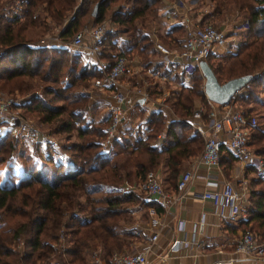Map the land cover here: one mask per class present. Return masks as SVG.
Here are the masks:
<instances>
[{"label": "trees", "instance_id": "16d2710c", "mask_svg": "<svg viewBox=\"0 0 264 264\" xmlns=\"http://www.w3.org/2000/svg\"><path fill=\"white\" fill-rule=\"evenodd\" d=\"M125 1H130L126 8H112ZM159 1L0 0V91L19 76L23 80H14L7 88V93L29 92L30 79L35 76L52 83L44 89V94L49 95V98L27 101L21 105V109L25 115L36 111L40 123H48L54 127L59 125L55 128L56 133L68 134L76 129L79 138V141L62 146L68 152L66 160L70 164L46 154L44 161L52 165L51 169L47 164L45 169L36 170L29 164L18 173L16 183L9 186L0 183V264H37V261L40 264H53L50 261L51 255L66 262L62 264H87L86 256L92 255L89 251L91 246L100 247V257L107 262L112 253L119 252L135 238L133 228L125 226L132 221L130 209L137 203L146 209L154 205L145 196L142 197L139 192L142 190H122L123 183L131 178L132 183L140 182L149 170L158 174L157 169L163 161L167 165V180L171 182L182 168L183 162L201 151L202 137L188 122L195 99L207 104L203 78L196 68L191 73V85L183 87L175 94L174 100L170 101L173 112L181 119L165 123L161 111H152L146 120L144 135L140 134L143 130L138 128L132 142L117 138L108 153H104L100 150L105 136L101 125L107 124L109 118L96 120L97 126L94 123L90 127L79 125L88 105L85 104V90L77 88L79 85L89 84L91 78L100 75V71L93 65L80 63L79 54H71L67 47L36 45L31 43L34 38L27 37L28 29L48 28V19L62 25L57 35L60 39H68L77 27L89 20L92 25L97 24L109 13L119 26V31L105 35L100 57L112 61L113 55L110 51L106 52L107 44L115 52V57L131 55L133 52L143 62L148 61L147 54L153 51L152 43L142 28L148 22L158 20ZM211 1L217 3L216 7L234 4L239 11L244 12L247 25L244 39L238 43L236 51L219 58L216 63L212 61L215 58L212 54L206 60L220 83L242 74L254 73L243 87L247 92L245 98L251 97L252 86L264 89V0ZM95 3H98L97 14L92 16ZM15 6L21 7V12L8 15L7 12ZM41 12L44 13L43 16L40 15ZM86 14L88 16L84 18ZM209 15L211 14L202 15L199 22L202 24ZM120 33H124L126 37L117 43L116 37ZM183 35L181 24L167 27L163 34L158 33V37L170 46L179 45ZM65 61H69V64L63 74ZM146 63L148 62H144L145 65ZM239 99L243 100L244 97L240 96ZM232 100L233 97L230 103ZM252 100L259 101L257 97ZM56 101L61 103L54 104ZM253 109L252 105L242 109L246 115H252L256 119L248 135V144L264 160V123L259 122L252 114ZM163 129L165 136L161 141L165 144L162 146L154 140L156 134ZM19 139L10 132L0 135V164L12 167L14 162L10 155L17 148ZM124 143H127L126 146ZM118 149L123 153L119 161L114 158ZM220 158L225 161L223 169L227 173L235 158L224 147L220 150ZM247 168L255 173L250 166ZM248 179V204L245 206L243 230L249 228L258 239L264 240V178L257 175ZM101 186H104L105 194L91 196V193L102 190ZM61 228H66L65 231L62 230V235L66 237L67 247L63 250V255L59 256L56 249L45 240V236L57 241L58 230ZM19 238L24 247L22 253L13 249L14 241Z\"/></svg>", "mask_w": 264, "mask_h": 264}, {"label": "crops", "instance_id": "0c3cea01", "mask_svg": "<svg viewBox=\"0 0 264 264\" xmlns=\"http://www.w3.org/2000/svg\"><path fill=\"white\" fill-rule=\"evenodd\" d=\"M197 4V0H160L159 8H157L158 19L160 18L161 22L164 23L165 29L171 25H175L176 23L172 24V21L180 19L185 11H188L190 15L200 20L202 16L196 17L199 15L198 12L201 9ZM107 18L112 20L110 15ZM239 21L237 20L231 25H238L240 24ZM112 22L117 25L113 20ZM157 25L160 26L159 23ZM220 28L226 32L224 27ZM157 29L159 27L155 28V24L154 26L150 24L142 28V31L149 37L152 43L153 51L151 54L158 56H152V58L155 57L154 64L145 65L141 57L135 54L139 57L138 62L141 65L140 67L149 69L147 78L150 81L145 82L143 77L137 74L135 81H138L140 87L135 88L136 85L134 84L136 82L132 83V80L128 79L127 76L126 79H123L125 82L120 83V88L125 94L123 103L124 117L122 128L119 130L116 139L119 135L125 133L134 135L138 128L143 130L140 134L144 135V130L147 128L146 120L152 111H161L165 123L173 119H181V117L173 112L170 101L174 100L175 94L183 87L191 85V73L194 68L200 73L196 64L184 62L180 58H175L173 62L169 63L164 60V56L154 46L155 41L161 42L158 38L159 32H156ZM123 36H125L124 33L119 34L116 40L118 37H122V40H124L125 37L123 38ZM180 41L177 46L164 45L170 49H178L183 43L182 36L180 37ZM48 46L61 45L50 43ZM102 47L103 45L101 46V50ZM78 50L80 52L78 51L77 53L82 64L93 65L100 71L97 61H87L84 50ZM107 51L112 50L106 44ZM110 53L113 55L115 52ZM97 60L108 61L107 58L100 57L99 54ZM174 66L175 68L172 69ZM128 68H131V66ZM128 68L127 70H129ZM161 80L166 81L167 84L165 83V85ZM84 90H86L85 94L87 95V104L89 105L90 112L98 116L97 120L109 118L108 106L114 101L111 91L98 88L94 85L90 90ZM198 104L203 105V102L195 99L192 111ZM191 116L188 118V122L192 129L197 132ZM164 136L165 132L163 129L156 134V139L154 140L156 144L163 146L165 143L161 140L164 139ZM105 150L108 151L109 149H103V151ZM199 153L183 162L182 168L171 182L167 180V165L165 161L157 169L162 187L169 196L177 193L175 184L182 172L190 171L191 179L180 197L176 200H171L166 206L159 202L156 195L150 196L143 191L146 198L152 201L154 205L147 207L145 218L141 216V220L126 224V227L133 228L136 235L133 245L136 250H139L148 242L150 234L153 232L158 233L148 252L147 264H222V261L230 257L233 258L230 264H264V255L260 258L252 259L234 252L235 242L243 231V222L246 217H219L215 212V206L212 201L210 199H202L199 196L206 188L217 187L225 180L232 181L241 191L244 188V192L246 190L247 193V178L243 170L247 166L235 159L231 163L228 172L225 173L223 169V165L225 164L224 159L220 158L218 166H206L195 161ZM247 204L248 200H246V206ZM156 207L160 209L156 210ZM141 211L142 206L138 205L136 208L134 207L131 213L136 215V219H140L139 213ZM180 223L181 226H179ZM174 239H178L181 244L177 250H170L168 246Z\"/></svg>", "mask_w": 264, "mask_h": 264}, {"label": "built area", "instance_id": "2783aa9c", "mask_svg": "<svg viewBox=\"0 0 264 264\" xmlns=\"http://www.w3.org/2000/svg\"><path fill=\"white\" fill-rule=\"evenodd\" d=\"M175 23L181 24L184 31L183 43L180 48L170 49L161 42L155 41L154 43L155 48L164 56L167 63L173 62L175 58H180L184 62L197 65L200 59H206L211 54L226 49L229 45L227 34L223 29L211 24H201L188 11L184 12L180 19L172 21V24ZM108 32L109 26L102 21L78 30L68 39L54 36L50 42L48 41V45L54 43L84 50L87 61H97L100 75L94 77L92 83L96 87L112 91L114 100L108 106L109 121L104 128L105 136L102 140L104 149H108L113 144L123 125L125 94L120 88V78L129 65L126 55L116 56L111 64L109 61L97 60L103 38ZM40 42L44 43L45 39H41ZM207 102L208 108L198 104L192 111L191 119L196 131L203 139L202 149L195 161L206 166H218L220 150L224 147L237 161L250 166L256 175L264 178V160L248 144L250 129L256 123L255 117L246 115L230 102L228 104H218L209 100ZM20 107L21 99L0 93V135L6 132L12 133L14 130L15 134L25 138L28 143L45 146L53 158L59 156V159L66 160L68 155L56 136L41 130L33 120L20 112ZM190 179V171L182 172L175 184L177 193L169 196L162 187L160 176L149 170L140 182H125L122 189L125 191L142 190L150 196L156 195L159 202L166 206L171 200L180 197ZM243 189L241 191L232 181L225 180L217 187L206 188L199 196L212 201L217 216L243 218L246 217L247 200L246 190L244 192ZM157 234V232L150 234L148 242L139 250L114 252L107 262L97 254L90 264H147V255ZM258 241L255 233L247 228L237 238L234 252L252 259L260 258L264 255V244ZM180 244L178 239H174L168 248L177 250ZM60 249L64 250L65 247L61 245ZM232 261L233 258L230 257L222 261V264H230Z\"/></svg>", "mask_w": 264, "mask_h": 264}, {"label": "rangeland", "instance_id": "374dc122", "mask_svg": "<svg viewBox=\"0 0 264 264\" xmlns=\"http://www.w3.org/2000/svg\"><path fill=\"white\" fill-rule=\"evenodd\" d=\"M79 0H77L78 2ZM197 5L200 9V11L198 12L199 15H197L196 17H201L203 14H211V16H208L204 19L203 24H211L213 26H220V27H224V29L226 30V34H227V39L229 40V45H227V48L222 50V51H217L215 53H213L212 55L215 56V58L212 60L214 63L218 62L219 58L226 56L227 54H229L230 52H234L236 51L237 47H238V43L244 39L243 35L245 34L246 31V17L244 15V12L239 11V9H237L235 7L234 4H228L225 7L218 5V7H216V2L215 1H211V0H197ZM130 4V1H125V2H121L120 4L117 5H112L114 7H112L114 10H118V7L120 8H126L128 5ZM90 8V7H89ZM159 8V5H158ZM185 11V10H184ZM13 12H17L20 13L21 12V7L19 6H15L14 8H12L10 11H8V15L13 13ZM186 12V11H185ZM109 13H107V16ZM41 16L44 15L43 12H41L40 14ZM88 16V14L85 15L84 18H86ZM107 16L102 20L103 22L107 23V25L109 26V32H116L119 31V26L115 25L112 20H110L109 18H107ZM198 19V18H196ZM199 20V19H198ZM239 21L240 24L238 25H231L233 22L235 21ZM101 21V22H102ZM47 23H48V28L43 29V28H36V29H28L27 31V37L29 38H34L33 44L36 45H48V41L50 42V40L52 39V37L54 35H56L59 30L62 28V25H57L51 21H49L47 19ZM157 23L160 24L157 25ZM150 24H152L154 26L155 24V28H158L156 30V32H159L161 34L164 33L165 27L163 26L164 23L161 22V19L159 18L158 20L153 21V22H148L146 26H149ZM92 25L91 20H89L88 22H85L83 25H81L80 27H77V29L75 30V32H77L78 30H81L84 27H89ZM232 26V27H231ZM150 28V27H148ZM74 32V33H75ZM73 33V34H74ZM121 34V33H120ZM51 37V38H48ZM126 37L123 36V38ZM70 38V37H69ZM159 38V37H158ZM41 39H45L44 43H41L40 40ZM49 39V40H48ZM122 40V37H118L117 41L118 43H120ZM159 40L163 43L166 44L165 42H163L160 38ZM167 45V44H166ZM168 46V45H167ZM69 52L72 53H77L79 50L73 47H67ZM80 52V51H79ZM113 52V51H110ZM151 53V52H150ZM147 54V60H144V62H148L146 63V65L150 64L153 65L155 62V57L152 58V56H156L153 54ZM134 54V55H132ZM131 55H126L128 62H129V66H131V68H128L129 70H126V72L121 76L120 78V83L121 82H125L123 81V79H126V76L128 79L132 80L131 82H136V75L139 74L143 77V79L145 80V82L150 81V79L147 78L148 75V71L149 69H145L140 67V63L138 62L139 57L136 56V53H132ZM116 55V54H115ZM115 55L113 54V59H111L112 61L114 60ZM158 57V56H156ZM68 60V59H67ZM109 61V60H108ZM112 61H109L111 64ZM79 62L81 63V61L79 60ZM69 61H65L63 63V67L64 69H62L63 74L66 73V68L68 67ZM46 66V64H45ZM146 67V66H144ZM174 67H172V69H174ZM78 69V68H77ZM66 77V76H65ZM94 78V77H93ZM93 78L90 79L89 84L85 83L82 85L77 86V88L80 89H87L90 90L93 87V83L92 80ZM66 79V78H65ZM14 80H23V77L19 76L17 78H13L8 85L4 86L3 91H0V93L2 94H6V95H10L12 97H15L17 99H21V105L26 103L27 101L32 102V101H36V98H49V95L44 94V89L48 84H52V83H47L45 81L40 80L39 77L35 76L32 79H30V84H31V88L29 89V92L23 93V94H19V93H7L6 90L8 87H10V84H12L14 82ZM162 81V80H161ZM164 84L167 82L166 81H162ZM79 84V83H78ZM87 84V85H86ZM165 84V85H166ZM136 85L135 88L140 87V84L138 83V81L134 84ZM54 86H56V84L54 83ZM76 88V87H75ZM74 88V89H75ZM95 88V87H94ZM99 88V87H98ZM252 92L251 93V97H246L247 92L242 88L240 89L237 94L233 97V100L231 101V103L238 109H246L248 108L250 105L253 106V110H252V114L256 116L257 120L261 123H264V89L261 90L259 88H255L254 86H252ZM73 90V89H72ZM86 92V90H85ZM112 93V91H111ZM240 96H243L244 99L241 100L239 99ZM257 97L259 101L257 102H253V98ZM198 101V100H196ZM48 102V101H47ZM61 101H56V103L54 104H60ZM67 103V102H66ZM87 104V103H85ZM88 105V104H87ZM204 106L208 105L207 104H203ZM89 106V105H88ZM20 112L26 116L27 118L33 120L35 122V124L44 132H48L51 135L56 136V138L58 139L59 143L64 146L69 144L70 142H76L79 141V138L76 135V129L72 130V132L70 133H65V132H55V128L58 127L57 126H52L51 124L48 123H40L38 121V118L36 117V111H31L28 112L27 115H25L20 107ZM93 112H90L89 107H87L86 111H85V117H83V119H80L79 121V125L85 124L86 126L88 125L90 127V125L92 126L94 123V126H97V118L98 116H96L95 114H93ZM108 124V123H107ZM107 124H103L101 125L102 128H105L107 126ZM122 128V126H121ZM12 133L19 137V143L17 148L15 149L14 152L11 153L10 155V159H12V161L14 162V164L12 165L11 168L6 167V165L4 163L0 164V183L4 184L5 186H9L11 183H16L17 181V177H18V173L27 165L32 164L36 170H38L39 168L41 169H45L46 165L49 166V168H52V165H50L49 163L45 162L44 159L46 157V154H49V151L47 150V148L45 146H41L40 144H30L28 143V141L23 138L22 136L20 137L18 134H15V131L13 130ZM94 136V135H93ZM136 135H129L128 133H125L123 135H119L118 138L122 139H128L130 140V142H132V139H134ZM103 140V139H102ZM203 140V139H202ZM68 142V143H67ZM127 143H124V145L126 146ZM129 146V145H128ZM127 146V147H128ZM112 147H109L108 149H110ZM104 148H100L101 152H105L103 151ZM119 150V149H118ZM66 151V150H65ZM116 152V151H114ZM67 155L68 152L66 151ZM106 153V152H105ZM108 153V151H107ZM116 156L114 157L116 160H121L123 153L121 150H119V152H116ZM113 156V154H112ZM59 156L56 158L57 160H59ZM66 163H69V160H65ZM246 173V178H255L257 175L253 172L249 171V168L245 167V169H243ZM152 171V170H151ZM159 175V174H158ZM130 179V178H129ZM124 180H128V179H124ZM133 180V178L130 179V181H126L128 183H132L131 181ZM249 180V179H248ZM247 180V181H248ZM125 183V182H124ZM134 183V182H133ZM238 183V182H237ZM123 186V185H122ZM104 186H101L100 189L102 190H98L96 192L91 193V196H102L105 194V188L103 189ZM248 187V186H247ZM123 190V189H122ZM140 194L142 195V197H146L145 193L143 191H139ZM136 204V203H135ZM141 205L140 203H137L135 206H133L130 210L132 211L134 209V207L136 208V206ZM146 207L142 208L141 213H139V217L140 219H136V215H134L133 213L131 214L132 216V223H135L137 220H141V216H143L144 218L146 217ZM80 214H83V212H81ZM125 225V224H124ZM126 226V225H125ZM62 230H66V228H61V230H58L59 233V237L57 239V241H52L50 240L48 237L45 236V240H48V242L51 244V246L56 249V253L60 255H63L62 252L63 250L60 249V246L63 245L64 247H67V241H66V237H63L62 235ZM61 233V234H60ZM135 234V233H134ZM66 236L67 235L66 233ZM136 236V235H135ZM260 243L264 244V240L258 239ZM135 241V238H132L131 243L128 246H125L123 248H121L120 251L123 252H134L136 251L135 246L133 245ZM13 249L19 253H22L24 251V247H23V243L22 240L19 238L18 240H15L13 243ZM93 250V251H92ZM90 253H92V255H88L86 256V262L87 264H90L92 262V259L95 255H99L101 254V250L100 247L95 248L94 246L91 248H89ZM102 258V256H101ZM103 259V258H102ZM50 261L53 262V264H55V262H58L60 264L62 263H66L63 262L61 260H59L58 258L54 257L53 255L50 256ZM37 264H40V261H37Z\"/></svg>", "mask_w": 264, "mask_h": 264}, {"label": "water", "instance_id": "95a60500", "mask_svg": "<svg viewBox=\"0 0 264 264\" xmlns=\"http://www.w3.org/2000/svg\"><path fill=\"white\" fill-rule=\"evenodd\" d=\"M97 9L98 3H95L91 11L92 16H96ZM197 66L203 77V92L206 98L218 104H228L232 97L255 75L246 73L220 83L206 59H200Z\"/></svg>", "mask_w": 264, "mask_h": 264}]
</instances>
